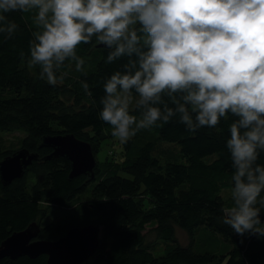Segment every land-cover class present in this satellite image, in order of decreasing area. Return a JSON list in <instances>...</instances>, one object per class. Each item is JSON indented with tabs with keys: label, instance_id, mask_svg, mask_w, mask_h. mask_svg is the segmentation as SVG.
<instances>
[{
	"label": "trees",
	"instance_id": "trees-1",
	"mask_svg": "<svg viewBox=\"0 0 264 264\" xmlns=\"http://www.w3.org/2000/svg\"><path fill=\"white\" fill-rule=\"evenodd\" d=\"M18 25L11 38L0 33V131H24L18 146H5L0 136V159L20 147L37 151L19 178L0 179V242L31 221L40 225L38 237L56 239L73 225L98 223L101 236L94 259L100 264H264V236L237 235L224 223V210L233 205L232 163L226 148L231 114L214 127L188 131L179 117L160 127L142 129L122 143L100 119L104 82L122 70L127 58L106 63L109 50L95 37L81 44L87 76L66 61L63 83L50 85L40 78L39 66L29 62L35 27L30 14L12 12ZM89 85L90 95L81 82ZM167 100V97H165ZM169 106H172L171 104ZM130 114L139 113L130 109ZM73 133L91 144L96 164L93 177L68 179L64 157L41 159L51 148L40 137ZM106 140L109 154L96 153ZM264 166V151L256 162ZM264 191L257 198L258 227L264 228ZM65 215L43 220L49 207ZM146 228L155 243L147 240ZM188 238L181 243L176 229ZM162 246L156 248V244ZM46 255L2 257L0 264H47Z\"/></svg>",
	"mask_w": 264,
	"mask_h": 264
},
{
	"label": "clouds",
	"instance_id": "clouds-1",
	"mask_svg": "<svg viewBox=\"0 0 264 264\" xmlns=\"http://www.w3.org/2000/svg\"><path fill=\"white\" fill-rule=\"evenodd\" d=\"M12 12L30 14L29 62L50 85L69 75L66 61L87 76L77 48L93 37L109 50L106 63L127 58L100 101V119L122 143L177 116L191 132L235 117L226 140L233 205L224 223L237 235L264 236L255 207L264 191L256 163L264 151V0H0L7 38L18 30Z\"/></svg>",
	"mask_w": 264,
	"mask_h": 264
},
{
	"label": "water",
	"instance_id": "water-1",
	"mask_svg": "<svg viewBox=\"0 0 264 264\" xmlns=\"http://www.w3.org/2000/svg\"><path fill=\"white\" fill-rule=\"evenodd\" d=\"M96 46H103L97 43ZM39 146L50 147V153L41 157L49 159L64 157L69 161L68 179L80 174L93 177L96 159L91 144L73 133L57 132L40 137ZM39 159L37 151L25 147L17 148L0 159V179L3 184L23 175L32 161ZM40 225L31 221L24 228L15 230L0 242V258H29L46 255L47 264H80L93 256L101 236L98 223L70 226L56 239L38 237Z\"/></svg>",
	"mask_w": 264,
	"mask_h": 264
},
{
	"label": "rangeland",
	"instance_id": "rangeland-1",
	"mask_svg": "<svg viewBox=\"0 0 264 264\" xmlns=\"http://www.w3.org/2000/svg\"><path fill=\"white\" fill-rule=\"evenodd\" d=\"M135 96V94H134ZM131 109V107H130ZM25 132L20 130V131H13V132H3V131H0V136L4 139V143H5V146L7 147H16L18 146V140L19 138L24 135ZM108 141L104 140L97 153H96V158H98V160L102 161L104 158H105V155H106V152L107 154H109V149H112L113 151L116 149L115 147H113L112 145H108ZM117 150V149H116ZM47 215L44 216V218H42L43 220H50V219H56L58 217H63L65 215L64 213V209H59V208H55V207H49L48 210L45 212ZM63 215V216H61ZM148 228H146V236H147V240L150 242V243H155L156 242V237L154 235L153 232H151L150 230H147ZM176 235H177V238L178 240L183 243V244H186L188 242V238H187V235L186 233L180 229V228H177L176 229ZM162 244L159 243V244H156V248H159L161 247ZM94 256H96V253L91 256L89 259H87L86 261L83 262V264H100L101 261H96L94 259Z\"/></svg>",
	"mask_w": 264,
	"mask_h": 264
},
{
	"label": "flooded vegetation",
	"instance_id": "flooded-vegetation-1",
	"mask_svg": "<svg viewBox=\"0 0 264 264\" xmlns=\"http://www.w3.org/2000/svg\"><path fill=\"white\" fill-rule=\"evenodd\" d=\"M5 257H7V256H5ZM80 264H83V262H82V263H80Z\"/></svg>",
	"mask_w": 264,
	"mask_h": 264
}]
</instances>
